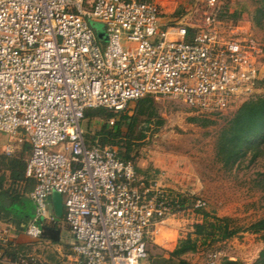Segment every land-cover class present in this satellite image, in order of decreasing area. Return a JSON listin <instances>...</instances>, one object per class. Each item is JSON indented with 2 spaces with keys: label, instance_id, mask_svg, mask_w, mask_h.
<instances>
[{
  "label": "built area",
  "instance_id": "1",
  "mask_svg": "<svg viewBox=\"0 0 264 264\" xmlns=\"http://www.w3.org/2000/svg\"><path fill=\"white\" fill-rule=\"evenodd\" d=\"M199 1L208 10L201 20L166 25L153 0H0V132L9 156L15 143L31 146L26 174L35 181L37 216L24 234L40 242L43 223L67 225L65 264H150L148 242L173 213L117 148L87 144V110L119 113L153 96L219 112L250 89L256 42L223 37L220 1ZM55 193L60 217L50 211ZM13 231L0 222V264H50L5 257Z\"/></svg>",
  "mask_w": 264,
  "mask_h": 264
},
{
  "label": "rangeland",
  "instance_id": "2",
  "mask_svg": "<svg viewBox=\"0 0 264 264\" xmlns=\"http://www.w3.org/2000/svg\"><path fill=\"white\" fill-rule=\"evenodd\" d=\"M153 1L159 6L161 21L166 25L186 23L192 14L197 16L194 20H201L203 13L208 11L199 0ZM219 6L228 11L225 19L228 22L219 20L222 24L219 29L221 35L229 37L239 33L245 41L256 42V52L248 50L253 70L252 80H264V24L256 25L253 14L260 4L255 0H220ZM197 9L200 10L198 14L195 13ZM251 81L250 89L240 93L225 111L206 113L188 107L181 100L154 98L158 115L164 124L158 127L152 123L147 137L134 147L132 155L135 167L139 170V178L152 184L168 203L180 195L193 196L205 203L208 213L220 218H231L234 221L232 228L241 229L237 237L189 255L187 258L191 264H207L209 256H215V264H264L262 235L245 231L264 218V180L261 177L264 173V158L251 163L248 154L241 157L236 166L227 170L217 157L218 137L227 121L252 95L264 94V84L259 86L255 80L254 83ZM135 105L133 103L127 110L129 115H133ZM193 118L213 123L205 126L202 122H193ZM102 123L100 119L94 120L90 125L91 133L94 134ZM142 127L137 129V135ZM82 128L84 133L89 130L87 121H83ZM124 131H127L126 128ZM8 139L7 134L0 132V147ZM50 211L54 212L52 208ZM201 217L190 212H173L166 216L157 226L158 234L153 235L148 242L149 255L168 257L170 244L175 243L176 248L179 240L194 232L195 225L202 222ZM62 226L63 245L27 239L25 244L31 245L29 254L37 255L48 263L57 261L61 257L59 253H64L63 248L68 249V228L64 224ZM20 235L22 240L27 237L25 234L15 235L13 231L12 241L19 244ZM164 241L162 245L166 249L161 245Z\"/></svg>",
  "mask_w": 264,
  "mask_h": 264
},
{
  "label": "trees",
  "instance_id": "3",
  "mask_svg": "<svg viewBox=\"0 0 264 264\" xmlns=\"http://www.w3.org/2000/svg\"><path fill=\"white\" fill-rule=\"evenodd\" d=\"M255 1L260 4V7L253 13L254 20L256 25L263 26L264 0ZM227 17V9L220 8L219 20L228 22L225 20ZM195 33L196 30L189 29L191 38ZM256 83L260 86L264 84V80H257ZM154 98L148 96L137 101L133 115H129L127 110L119 113L104 108L87 110L84 119L89 129L85 133L87 144L101 147L113 146L117 148L122 160L134 163L135 158L132 154L135 144L147 137L149 126L152 123L158 127L164 124V120L158 115ZM96 119H100L103 123L92 134L90 125ZM192 121L202 122L205 126L213 123L210 120L201 121L199 118H193ZM141 125L143 127L137 135V129ZM20 145H22V150L19 152L10 156L0 155V222L12 226L15 235L24 234L28 225L37 216L36 205L30 198L35 181L26 174L28 165L26 155L28 153L31 155V146L28 143ZM248 154L251 163L264 158V94L256 93L243 103L233 117L227 121L218 137L217 157L225 169H232L241 157ZM261 177L264 180V173ZM141 182L146 186L152 185L142 180ZM197 202V198L193 196L182 195L171 201L174 213H195L202 216V222L195 225L193 233L179 240L176 248L168 252V257L150 254V264H191L187 258L189 255L197 254L202 248H211L216 243L231 240L239 235L241 229L232 228L234 221L231 218L214 216L205 210V206L197 208ZM42 229L41 241L50 245H63V226L60 223L45 222ZM245 231L261 234L264 241V218L253 223ZM30 248L31 245L10 241L4 247V256L16 260L20 256L29 254ZM68 248L70 249L66 255L72 253L71 245H68ZM56 262L55 260L54 263ZM229 264L235 263L230 262Z\"/></svg>",
  "mask_w": 264,
  "mask_h": 264
},
{
  "label": "crops",
  "instance_id": "4",
  "mask_svg": "<svg viewBox=\"0 0 264 264\" xmlns=\"http://www.w3.org/2000/svg\"><path fill=\"white\" fill-rule=\"evenodd\" d=\"M9 143H10V139H8V140H7V141H6V142L0 147V150H1L0 155H1V154L7 155L6 152H5V149H6V146H7ZM13 149H14V151H13L12 155H13L14 153H17V152H19L20 150H22V145H20V144H18V143H15V144H13ZM7 156H9V155H7ZM26 157H27V159L29 160V158H30V153H28V154L26 155ZM50 202H51V205H52L53 210L55 211V203H56V199H55L53 196L51 197ZM66 227L68 228V232H69V240H68V242H67V246H68V245H71V247H72L73 237H72V234H71V232H70L69 227H68L67 225H66ZM23 235H24V234H23ZM17 238H18V237H17ZM19 238H20V243H19V244H25V243H27V239H28L27 237H24V238H23L24 240H22V236L20 235ZM162 244H165V241H164L163 243H161V245H162ZM175 245H176L175 243L170 244V248L167 249V250L172 251V250L175 248ZM162 246H163V248H165V249L167 248L165 245H162ZM66 248H68V247H66ZM68 249H70V248H68ZM68 249L63 248L64 253H63V254L59 253V255H60L61 257L58 258V260H57L56 263H54V262H53V263H54V264H65L66 261H67L68 258H69V255H70V254L66 255ZM58 261H59V263H58ZM46 262H48V261L46 260ZM53 263H50V264H53Z\"/></svg>",
  "mask_w": 264,
  "mask_h": 264
},
{
  "label": "water",
  "instance_id": "5",
  "mask_svg": "<svg viewBox=\"0 0 264 264\" xmlns=\"http://www.w3.org/2000/svg\"><path fill=\"white\" fill-rule=\"evenodd\" d=\"M95 28L97 30L100 29L99 25H95ZM99 38H103V32L99 31L98 33ZM53 197L56 199V203H55V212L56 214L60 217L63 214V206H62V198L59 194H54Z\"/></svg>",
  "mask_w": 264,
  "mask_h": 264
}]
</instances>
